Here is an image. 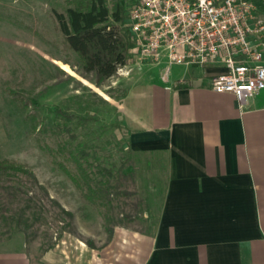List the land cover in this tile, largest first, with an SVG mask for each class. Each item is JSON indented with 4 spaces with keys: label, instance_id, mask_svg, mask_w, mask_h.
I'll list each match as a JSON object with an SVG mask.
<instances>
[{
    "label": "crops",
    "instance_id": "obj_1",
    "mask_svg": "<svg viewBox=\"0 0 264 264\" xmlns=\"http://www.w3.org/2000/svg\"><path fill=\"white\" fill-rule=\"evenodd\" d=\"M142 68L117 122L124 147L165 159L157 222L149 235L116 228L105 251L77 247L64 264H118L129 247L136 264H264V91L240 109L210 89L220 64ZM0 264L35 263L12 250Z\"/></svg>",
    "mask_w": 264,
    "mask_h": 264
},
{
    "label": "rangeland",
    "instance_id": "obj_2",
    "mask_svg": "<svg viewBox=\"0 0 264 264\" xmlns=\"http://www.w3.org/2000/svg\"><path fill=\"white\" fill-rule=\"evenodd\" d=\"M119 2L124 11L132 0ZM67 7L63 0H0V160L24 166L48 198L72 214L68 228L62 231L67 220H60L63 217L57 207L44 201L45 220L25 233L15 229L7 232L0 224V251H21L35 264H64L65 259H73L78 248H90L87 242L92 244L91 249L105 251L113 238L112 234L109 239L102 217L42 149L44 145L54 147L49 133L42 131L53 128L57 109L78 116L94 113L98 119L94 128L117 123V104L124 91L144 76L135 71L146 69L135 68L128 76H121L118 69L100 87L82 77L78 58L66 47L53 16V11L64 13ZM124 19V27L129 30L128 16ZM114 135L119 140L118 130ZM146 159L138 156L133 160L131 177L124 182L123 190L129 193L124 198L129 204L125 213L132 220L113 232L126 228L149 235L157 222L166 185V163L162 156L156 162ZM146 161L153 168L147 167ZM21 180L30 187L26 179ZM32 189L43 198L42 191ZM22 207L23 203L12 206L13 211ZM129 248L116 257L118 264H136Z\"/></svg>",
    "mask_w": 264,
    "mask_h": 264
},
{
    "label": "trees",
    "instance_id": "obj_3",
    "mask_svg": "<svg viewBox=\"0 0 264 264\" xmlns=\"http://www.w3.org/2000/svg\"><path fill=\"white\" fill-rule=\"evenodd\" d=\"M63 1L68 6L64 13L53 11L58 30L66 47L78 58L79 74L100 87L113 78L129 58L132 41L130 31L124 27V18L132 3L122 11L123 4L119 0ZM55 113L57 120L53 128L42 131L49 133L54 147L44 145L42 149L48 152L53 164L70 180L83 200L102 217L110 239L115 227L132 220L131 215L125 213L129 204L124 198L127 199L129 193L123 190L124 182L131 177L133 160L138 156L149 160L148 156L134 153L117 140L114 131L120 130L118 122L94 128L98 123L94 113L78 116L61 109ZM151 159L156 162L155 158ZM146 162L147 167L153 168ZM34 187L44 193L43 198L32 193ZM44 201L57 207L64 218L60 220H67L60 230L68 228L72 214L48 198L33 174L20 164L0 160V224L7 232L15 229L25 233L45 220ZM21 203L23 207L13 211L12 206ZM87 246L93 247L90 242Z\"/></svg>",
    "mask_w": 264,
    "mask_h": 264
},
{
    "label": "built area",
    "instance_id": "obj_4",
    "mask_svg": "<svg viewBox=\"0 0 264 264\" xmlns=\"http://www.w3.org/2000/svg\"><path fill=\"white\" fill-rule=\"evenodd\" d=\"M132 48L119 68L220 64L210 89L234 96L239 108L264 91V0H132Z\"/></svg>",
    "mask_w": 264,
    "mask_h": 264
}]
</instances>
